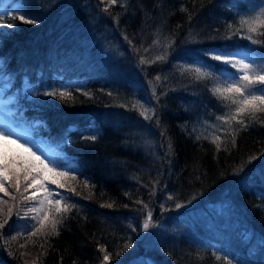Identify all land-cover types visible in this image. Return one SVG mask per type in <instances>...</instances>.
I'll return each instance as SVG.
<instances>
[{"label": "trees", "instance_id": "trees-1", "mask_svg": "<svg viewBox=\"0 0 264 264\" xmlns=\"http://www.w3.org/2000/svg\"><path fill=\"white\" fill-rule=\"evenodd\" d=\"M17 1L40 22L0 26L2 117L54 148L41 159L68 173L57 178L64 187L52 186L73 207L57 214L58 235L46 229L29 238L33 224L22 216L33 201H24V184L17 192L5 181L0 264H223L205 248L211 235L238 259L264 264V113L219 131L218 149L210 124L227 112L224 101L210 80L188 79L176 61L202 48L244 46L240 36L225 38L227 25L264 0H118L107 11V0ZM251 45L264 55V44ZM54 90L70 96L43 95ZM235 227L252 242L231 238Z\"/></svg>", "mask_w": 264, "mask_h": 264}, {"label": "snow or ice", "instance_id": "snow-or-ice-1", "mask_svg": "<svg viewBox=\"0 0 264 264\" xmlns=\"http://www.w3.org/2000/svg\"><path fill=\"white\" fill-rule=\"evenodd\" d=\"M117 3L118 0H107L105 11ZM233 7H236V5L234 4ZM23 8V5L16 4L14 11L0 10V26L15 29L17 27L15 21L29 25H36L40 22L37 18L24 11ZM0 35H3V33H0ZM232 36H240L254 45L264 44V40L258 39V37H264V6H261L258 11H254L251 14L240 15L236 25L228 24L225 38L231 39ZM188 55L191 56L193 64H190L185 69L186 71L195 74L198 80L216 81L210 91L217 99L224 101L225 106L229 108V111L223 116L217 117L223 124L231 127L232 123L235 122L241 127H246L245 117L255 119L257 113H264V56L252 57L246 53L232 50L227 45L202 51H191ZM205 57L209 61L220 62V64L226 67L220 69L217 65L207 63L203 59ZM164 58L165 56H159L157 60ZM151 62L143 58L140 60L141 64ZM229 68L235 71H228ZM156 79L159 80V77ZM43 95L61 99L70 96V93L54 90L46 91ZM133 107L137 108L140 111V115L145 119H152V115H154L153 110L144 108L142 105H139V102L134 103ZM89 139L94 141L96 136H91ZM219 141V136L213 137L212 142L217 144L218 149ZM232 142L234 145V133ZM0 145L4 147L15 145L16 149L22 150V152L0 151V192L8 196L9 192L5 187V181L9 183L14 181L17 192L21 191L22 184L25 185L23 193H27L29 189H34L31 195L28 196L21 193L25 202H40V207H29L24 214V217L28 218V213H36L32 217V219L36 220V224L32 225L33 230L28 233V237H34L37 233L45 232L46 229H50L52 234L58 235L57 225L61 223V220L57 219V214H66L73 206L66 203L62 205L60 199H53V193L46 187V184L64 187L65 185L57 178L67 177L68 173L66 171H58L57 168L59 166L52 164V162L46 163L45 159H41V156L37 155L36 151H33L27 143H21L18 134L10 127H0ZM255 159H258V157H251L248 163H251ZM243 171L244 169L241 168L236 173V175L240 176L241 180L244 179L240 175ZM71 179L74 180L75 177H71ZM38 192L43 194L42 199L37 195ZM56 195L59 196V193H56ZM182 206L180 203L176 204V208H181ZM106 207L111 208L113 205L108 204ZM12 211V208L7 209L9 217ZM2 213L3 209H0V214ZM7 223L8 219L5 218L3 222H0V229H3ZM150 225L151 213L149 212L148 217L143 223V229L147 231ZM12 239L15 240L17 237L14 236ZM21 247H24V245H21ZM125 247L131 248L132 245L127 244ZM100 251L105 253L103 256L104 262H108L110 254L103 247L100 248ZM217 259H220V257H217ZM223 264H232V260L225 255L223 257Z\"/></svg>", "mask_w": 264, "mask_h": 264}, {"label": "rangeland", "instance_id": "rangeland-1", "mask_svg": "<svg viewBox=\"0 0 264 264\" xmlns=\"http://www.w3.org/2000/svg\"><path fill=\"white\" fill-rule=\"evenodd\" d=\"M15 1L14 0H1L0 10H3V11L8 10L9 11L11 7L15 8V5L18 4V1L17 0H15ZM246 44L247 45L243 46V48H239L237 51H240L242 53H246L252 57L264 56L263 54H258L253 49H251L252 45L248 40H246ZM186 61L187 60L182 61V64L185 63ZM190 64H193V61L188 60V62L185 63L184 66H182V69H186V67H188ZM211 64L219 66L220 69H223L224 67H226V66L220 64V62H216V61L211 62ZM193 66H195V65H193ZM228 71L234 72L235 70L229 68ZM187 78L188 79L189 78L195 79L196 77H195V74L189 73ZM211 81H212L211 87H213L214 84L216 83V81L215 80H211ZM4 87H7V86H4ZM1 91L2 90H0V94H1ZM223 104H224V109L227 110V112H228L229 108L225 106V102H223ZM5 111H6V106L0 100V127H5V126L10 127L7 120L3 121L1 119V114H3ZM218 117H221V116H218ZM210 126H212V128L210 129V136H213V137L219 131H224L228 127L227 125L223 124V122L219 119H217L216 122L215 121L212 122V124H210ZM10 128H12V127H10ZM12 129L18 134V136L20 138V142L21 143H27L28 146L35 148L37 153L41 156V158H50V157L55 156L54 148H52L49 144L45 143L44 141H39L35 137H32L29 130L25 126L18 125V127L12 128ZM229 130L230 129H228L227 131H229ZM58 156H62V154L59 153ZM67 158H71V156H68ZM46 187L52 191V193H53L52 198L53 199L62 200V195L61 194H59V196L56 195V191H55L54 187L52 186V184H46ZM28 191L29 192L31 191V193H32L34 191V189H29ZM57 193H59V192L57 191ZM37 195L40 196L42 199V196H43L42 193L38 192ZM30 207H37L38 208V207H40V202L39 201H33ZM31 214L36 215V213H31ZM226 229H227L226 235L229 236L230 233H232V232L229 228H226ZM233 233H234V236L231 238L239 239L243 244L242 236H240L239 231L237 230V227H235L233 229ZM205 243H206L205 245H207L205 248L210 249V253L213 252L214 254H217V256H223V257L225 255H227L228 258L232 260V264H252V263H249V261H247V259H243L244 254L239 255V256H241L242 259L241 258L238 259L237 255H232V253H230L232 251L228 247L227 240L223 239L222 237H220L218 235L208 236L207 239L205 238Z\"/></svg>", "mask_w": 264, "mask_h": 264}, {"label": "bare ground", "instance_id": "bare-ground-1", "mask_svg": "<svg viewBox=\"0 0 264 264\" xmlns=\"http://www.w3.org/2000/svg\"><path fill=\"white\" fill-rule=\"evenodd\" d=\"M83 13V12H82ZM85 13V12H84ZM87 13V12H86ZM85 13V14H86ZM190 48V47H189ZM203 49V48H202ZM202 49H201V51H202ZM205 50V49H204ZM191 52V51H190ZM188 54V53H187ZM187 57V56H186ZM188 58V57H187ZM176 59V58H175ZM178 67V66H177ZM176 96V95H175ZM173 97V96H172ZM186 97V96H185ZM188 97V96H187ZM196 98V97H195ZM175 100L174 101H176V102H178L180 99L178 98V97H175L174 98ZM183 99V98H182ZM188 100V99H187ZM180 101H182V100H180ZM181 103V102H180ZM183 103V102H182ZM186 103V102H185ZM215 103V102H214ZM217 103V102H216ZM177 104V103H176ZM187 104V103H186ZM185 104V105H186ZM183 105V104H182ZM214 107V106H213ZM217 108V107H216ZM221 108V107H220ZM213 110H215V108L213 109ZM211 111V110H210ZM216 111V110H215ZM212 112V111H211ZM213 113V112H212ZM219 113V112H218ZM118 168H119V166H118ZM117 171V170H116ZM262 197V196H261ZM186 221H187V219H186ZM185 224V223H184ZM234 235V234H233Z\"/></svg>", "mask_w": 264, "mask_h": 264}]
</instances>
